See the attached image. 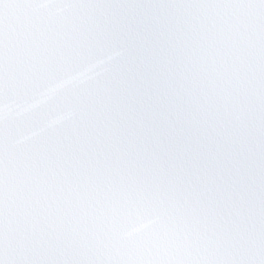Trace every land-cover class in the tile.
Returning a JSON list of instances; mask_svg holds the SVG:
<instances>
[{
    "label": "snow or ice",
    "instance_id": "snow-or-ice-1",
    "mask_svg": "<svg viewBox=\"0 0 264 264\" xmlns=\"http://www.w3.org/2000/svg\"><path fill=\"white\" fill-rule=\"evenodd\" d=\"M0 264H264V0H0Z\"/></svg>",
    "mask_w": 264,
    "mask_h": 264
}]
</instances>
